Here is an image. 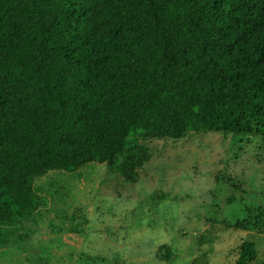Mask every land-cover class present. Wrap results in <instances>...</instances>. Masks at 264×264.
<instances>
[{
    "label": "trees",
    "instance_id": "1",
    "mask_svg": "<svg viewBox=\"0 0 264 264\" xmlns=\"http://www.w3.org/2000/svg\"><path fill=\"white\" fill-rule=\"evenodd\" d=\"M210 132L231 161L254 137L264 154V0H0V226L44 206L46 170L133 184L151 141Z\"/></svg>",
    "mask_w": 264,
    "mask_h": 264
},
{
    "label": "rangeland",
    "instance_id": "2",
    "mask_svg": "<svg viewBox=\"0 0 264 264\" xmlns=\"http://www.w3.org/2000/svg\"><path fill=\"white\" fill-rule=\"evenodd\" d=\"M229 140L151 141L133 184L93 162L46 170L32 185L44 206L0 226V264H235L242 243L254 253L246 264H264V154L254 137L231 161ZM225 164L245 194L221 184Z\"/></svg>",
    "mask_w": 264,
    "mask_h": 264
}]
</instances>
